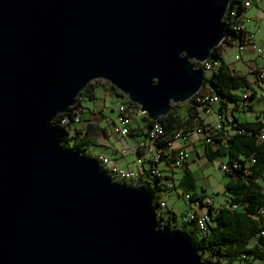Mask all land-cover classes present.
I'll return each instance as SVG.
<instances>
[{
  "label": "water",
  "instance_id": "water-1",
  "mask_svg": "<svg viewBox=\"0 0 264 264\" xmlns=\"http://www.w3.org/2000/svg\"><path fill=\"white\" fill-rule=\"evenodd\" d=\"M231 0H0V264H205L151 184L65 149L54 120L107 80L151 120L205 84ZM261 264H264L261 263Z\"/></svg>",
  "mask_w": 264,
  "mask_h": 264
},
{
  "label": "trees",
  "instance_id": "trees-1",
  "mask_svg": "<svg viewBox=\"0 0 264 264\" xmlns=\"http://www.w3.org/2000/svg\"><path fill=\"white\" fill-rule=\"evenodd\" d=\"M232 9H237V16L241 17V13L245 11V7L242 6V0H231L225 17L228 23V14ZM230 30L232 37L228 35L221 45L213 49L211 55V58L220 63L217 70H213L208 77L205 75V84L209 83L211 92L219 98V116H224L225 110H230L232 113V121L228 124L225 123V127L226 125L230 126L234 133L227 138V142L222 143V139L218 138L216 139V144L206 143L208 159L214 160L225 156L227 158L225 162L232 167L230 172H225L227 181L224 190L227 201L220 206L201 203V205L207 206V211L210 215L207 228L205 230L200 229L195 218H192L187 221L195 223L194 229L191 231L184 229L194 239L199 255L205 264H251L255 262H260L259 264H261L264 262V235H261L264 229V142L258 139V133L263 126V121L258 116L255 121L242 122L235 116L237 110L241 109L243 111L251 107L247 104V100L252 97H243L242 94L235 92L237 90L247 91L251 85L246 77L233 73L228 66L222 63L223 46H234V41L239 38L234 30ZM194 63L200 66L199 62L195 61ZM100 80L91 81L84 91L79 94L78 103L71 107L69 111L76 108L81 109V98L83 96L93 99L95 96L93 93L94 82H99ZM108 84L107 86L111 91L118 96H123L122 92L110 83ZM178 105H173L171 113L160 117L158 120V122L166 126V128L162 129L164 133L158 136V141L171 140L174 132L182 128L191 129L198 127L197 124H192L187 127L177 128L180 123V114L176 113L175 108ZM185 105L190 106L187 110V115L189 116L190 114L192 115L195 107H198L194 98L190 99ZM128 106H134L138 109L136 103H128ZM69 114L71 115V113ZM142 118L146 123V127L154 123L147 115ZM63 119L64 113L58 115L54 120L55 125L58 126V121H63ZM136 133H131L130 135L134 136ZM82 134L80 129H75L73 134H68V137L62 141V145L65 149L79 150L85 156H92L91 153L87 152L86 148L89 141L85 138L80 140V135ZM220 135L222 136V134ZM157 146H164V142L157 143ZM173 157H167L166 154H163L162 160L169 165L173 162ZM252 157H255L256 160L253 164L248 165L247 162ZM93 158L99 160L98 156ZM234 164L237 165L234 166ZM145 175H148L147 171L141 174L138 182L129 185L135 186L143 182L151 184V180L146 178ZM165 178L169 179L167 174L162 177H155L152 180L156 183V188L161 187V185L166 186L163 181ZM178 187L182 189L195 188V182L190 170L185 169L183 178L180 179L175 188ZM153 191L155 193L154 204L156 210L159 206V198L156 196L155 189ZM185 194L187 193L185 192ZM203 198V195H191V199L195 201H202ZM166 214L169 215L166 216ZM177 217L178 214L173 209L167 208L160 216L157 209L156 218L160 226L176 227L177 225L173 221ZM196 231H199L200 236H195Z\"/></svg>",
  "mask_w": 264,
  "mask_h": 264
},
{
  "label": "built area",
  "instance_id": "built-area-1",
  "mask_svg": "<svg viewBox=\"0 0 264 264\" xmlns=\"http://www.w3.org/2000/svg\"><path fill=\"white\" fill-rule=\"evenodd\" d=\"M263 0H242V6L245 9L251 7L254 4L261 3ZM240 16H237V9H232L228 14V21L235 22L236 26V35L239 37L234 41V45L238 46L240 50H245L247 47H252L256 49L261 57V65L257 66L253 75L255 80L258 82V89L261 91L260 96L264 98V46H259L254 43L253 32L247 31L245 28V23ZM230 35V34H228ZM227 35V36H228ZM226 36V37H227ZM232 37V35H230ZM226 40V39H225ZM200 66L204 70H211L213 68H218V61L213 58L207 59L205 62L201 63ZM233 72V70H232ZM234 73V72H233ZM249 94L243 95L247 97ZM194 101L198 105V108H202L207 113L214 112V107L217 106V97L213 92H203L200 91L194 96ZM118 106V116L115 120L113 126V133L119 136L127 137L131 133L139 132V125L136 122V117H144L146 114L144 112H135L131 106H128V101L124 102L119 100L117 102ZM71 113V115L69 114ZM232 121V113L230 110H225V115L223 119H216L215 122H207L198 124L197 128L191 129H181V133L177 138H173L168 141H158V133L162 131L166 126L158 121H154L151 126L145 127L144 134L145 139L137 142L132 149L137 153V162L140 164L139 170L133 168H126L118 165L112 158H109L108 155H98L100 157L101 165L108 170L115 177H122V179L132 181L134 183L138 182L141 174L145 171L148 173L150 179L155 177L165 176V171L169 169H176L184 164L187 158L186 143L191 142L194 137L203 140L205 143L216 144V139L221 138V132L225 129V123H230ZM84 123V117L81 112V109L76 108L71 111L64 112V121H58V126L64 127L68 134H73L75 129H81ZM258 139L264 142V120L263 126L258 133ZM164 146L158 147L157 143H163ZM125 152V150L123 151ZM163 154H166L167 157H173V162L169 165L162 160ZM256 158L252 157L248 160V165L253 164ZM237 164H234L236 166ZM221 169L224 172L228 173L232 170V167L226 162L221 163ZM166 183V189H173L177 186L175 178L171 175ZM185 197L191 199L190 194H185ZM208 204L211 203L210 198H203L202 201H196L195 204ZM203 206V205H202ZM192 208V205L190 206ZM159 216L164 210L167 209L166 201L159 199L158 206ZM160 209V210H159ZM183 215V214H182ZM195 218L200 229L205 230L207 228V223L209 221L210 215L206 209L201 214L192 213L188 208L184 221ZM264 235V229L262 234Z\"/></svg>",
  "mask_w": 264,
  "mask_h": 264
},
{
  "label": "rangeland",
  "instance_id": "rangeland-1",
  "mask_svg": "<svg viewBox=\"0 0 264 264\" xmlns=\"http://www.w3.org/2000/svg\"><path fill=\"white\" fill-rule=\"evenodd\" d=\"M257 10L260 11L259 12L260 14L255 18L253 14ZM248 16L250 20L245 19V18H248ZM245 18H242L241 20L245 21V24H251L253 26L255 33H258L259 35L264 36V0L259 4L252 5L249 8L248 12L246 13ZM235 48H238V46H235L234 49L227 50L226 52L227 58L233 59L236 53ZM218 65H219V62H218ZM213 70H217V68L215 67L211 70H204L206 77H208ZM101 80L99 82H94L95 84H94L93 90H95V93L97 94L96 95L97 99H89L88 97H86L82 102V107H81L82 112L86 114L87 117H89L91 116V111H93V109L96 106H99L103 108L104 114H106L109 117V119H114V118L116 119L118 116V112H119L117 102L119 100L124 101V102L128 101L129 104L133 102H130L127 99V96L124 95L123 92H122L123 96L116 95L107 86L109 85L108 83L110 82L107 80H103V79ZM201 91L203 92L211 91L210 84L209 83L205 84V86L202 88ZM218 100L219 98L217 97V102ZM252 100L253 98H250L249 100H247V102H250ZM258 103L261 106V111L259 112L260 117L264 118V99L258 101ZM185 104L186 103L184 104L179 103V105L175 108L176 111L177 110L182 111V109L184 110V107L186 106ZM132 108H133V111L135 112H139V113L142 112L139 105H138V109H136L134 106H132ZM219 113L220 112L218 111L217 113L218 119H220ZM112 125L110 124L108 126L109 133L111 135L109 142L111 144H115L116 147L119 148L122 145L125 146L126 141H129V142L134 141V138L131 135L127 137H123V136L114 134L111 128ZM201 146L204 147V145H201ZM89 148L91 152L93 153V155H98L102 150L101 146H97L93 144H90ZM126 150L127 152L124 153V155L122 153H118V154L114 152L112 153V151L111 153L113 155H118L120 157V160H118L119 161L118 165L127 166L130 164L131 166H133L134 169L138 170L140 164L137 162V154L134 152L132 153V151H130L129 149H126ZM105 151L107 150H103V152ZM221 161L225 162V159H221ZM219 163L220 161L215 162L214 164H211V162H209L207 159L203 157L200 158L198 162L196 161L190 162L189 168L193 172L192 176L195 182V188H189V189L188 188L182 189L181 187L173 188V189H166L165 185H161V187L156 188L157 187L156 183L152 181V179H150L148 175H145L146 178H149L151 180V188L155 189L156 196H158V198L161 200H165L167 208L173 209L178 214V217L173 221L174 224H176L177 226H180L181 228H185L188 231H191L192 229H194L195 223L183 220V218L186 215L187 209L189 208L191 212L195 214H201L207 209V206H202L199 203L195 204L196 202L195 200L186 198L185 192L192 196L196 194V195H203L205 198H210V201H211L210 204L214 206H220L226 203L227 196L225 195V190H224L225 185L224 184L226 183L227 178L225 176L224 170H222L219 167ZM164 173L165 174L167 173L168 175H170V172L167 170ZM184 173H185V168H182V166L179 167L177 169V172H175V178L182 179ZM115 180L122 182V183L134 184V182L122 179V177H115ZM163 181L167 182L168 179L165 178ZM176 182L178 183L179 180H176ZM191 205H192V208L190 207ZM156 213H157V209H156ZM182 213H183V216H182ZM168 215L169 214H166V216ZM195 236H200L199 231L195 232ZM259 263L260 262H255L251 264H259Z\"/></svg>",
  "mask_w": 264,
  "mask_h": 264
},
{
  "label": "crops",
  "instance_id": "crops-1",
  "mask_svg": "<svg viewBox=\"0 0 264 264\" xmlns=\"http://www.w3.org/2000/svg\"><path fill=\"white\" fill-rule=\"evenodd\" d=\"M259 4V3H258ZM250 8V7H249ZM249 8L245 9V11H243L241 13V18H245L246 13L248 12ZM260 11L257 10L256 12H254V16L255 18L260 14ZM247 17V16H246ZM247 20H250L249 16L248 18H245ZM245 23V21H244ZM245 28L247 31L253 32L255 34L254 36V43H256L259 46H264V36L259 35L258 33L254 32L253 26L251 24H245ZM236 45H234L235 47ZM234 47L229 46V45H224L222 48V63H224L226 66L229 67V69L233 70V72L235 74H239V75H243V77H246V79L248 80V82L250 83V89L249 90H237L235 91L238 94H249V96H251L253 98L252 101L247 102L248 105H250L251 107L248 109H244L243 111L237 110L235 112V116L238 118L239 121L242 122H246V121H255L257 118L256 117H260L259 112L261 111V106L259 105L258 101L264 99L260 96L261 91L258 89V82L255 80L254 75H253V71L257 66L261 65V57L259 55V53L256 51V49L252 48V47H247L245 50H240L239 48H235V56L233 57V59L231 58H227L226 56V52L229 49H234ZM220 64V63H219ZM94 93V98L93 99H97L96 97V93L95 90H93ZM251 94V95H250ZM253 95V96H252ZM86 98V96H83V98H81V104L83 102V100ZM190 108L189 105H186L184 107V110H177L176 113L180 114V123L179 125H177L178 127H187L188 125H192V124H200V123H207V122H215L216 119H218V108L217 106L214 107V112L212 111L211 113H207L205 112V110H203L202 108H198L195 107V110L192 111V115L190 114L187 115V110ZM103 108L96 106L93 111H91V116L87 117L86 114L83 113V117H84V123L81 127V131H82V135H80V140H82L83 138L87 139L89 141V144L86 145L87 148V152L91 153L93 157H96L98 155H108L109 158H112L117 164H119L118 160H120V157L118 155H113L112 153H122L124 155V153L127 152L126 149H129L130 151H132V153H136L132 147L135 146V144L137 142H140L141 140L145 139V135H144V128L146 127V123L144 122L142 117H136V122L138 123L139 127V132L137 131V133L133 136L134 141L133 142H129L126 141V145L125 146H121V147H116L115 144H111L110 141V133H109V128L108 126L111 124H113L111 126L112 130H113V126L115 123V118L114 119H109V117L104 114L103 112ZM175 113V114H176ZM224 116H220V119H223ZM260 119L263 121L264 118L260 117ZM195 128V127H194ZM233 129L229 126L226 125L225 129L222 130L221 134V139H222V143H226L227 142V138L232 135ZM127 139V138H126ZM93 144V145H97V146H101L102 150L98 155H93V153L91 152L89 145ZM201 145H204V147H202ZM103 150H107L105 152H103ZM125 150V152H123ZM186 150H187V158L184 162L182 166V168L188 169L189 168V163L190 162H198L200 158H205L207 159L209 162H211V164H214L215 162L220 161L219 163V167L221 165V163H223L221 161V159H225L226 161V157L222 156L219 157L217 159L211 160L208 159L207 155H206V143L203 142V140L198 139L197 137H194L191 142L186 143ZM110 151V152H109ZM112 151V153H111ZM137 154V153H136ZM112 156V157H111ZM100 159V157H98ZM127 165V164H125ZM122 166V165H121ZM180 166V167H181ZM122 167H126V168H133V166H131L130 164L127 166H122ZM140 168V166H139ZM138 168V170H139ZM179 168V167H178ZM175 170H167L170 172V175L167 176L170 177L171 175L175 178V172H177V169ZM134 169V168H133ZM191 171V170H190ZM193 172L191 171V174ZM193 175V174H192ZM176 179V178H175ZM179 180L180 182V178L176 179ZM178 182V183H179ZM226 185V183L224 184ZM179 188V187H178ZM183 214V213H182Z\"/></svg>",
  "mask_w": 264,
  "mask_h": 264
},
{
  "label": "bare ground",
  "instance_id": "bare-ground-1",
  "mask_svg": "<svg viewBox=\"0 0 264 264\" xmlns=\"http://www.w3.org/2000/svg\"><path fill=\"white\" fill-rule=\"evenodd\" d=\"M228 23V22H227ZM229 34H231V30L230 29H232V30H234L235 32H236V26H237V24L235 23V22H230L229 21ZM211 58V57H210ZM61 114H63V113H61ZM61 114H59V115H61ZM58 117V116H57ZM63 121H64V119H63ZM197 129H198V127H196ZM164 133V131L162 130L161 132H159L158 133V136H160V135H162ZM181 133V130H177V131H175L174 132V134H173V136H172V139L173 138H177V136L179 135ZM171 137V136H170ZM165 138H167V137H165ZM168 140V139H167ZM99 161H100V159H99Z\"/></svg>",
  "mask_w": 264,
  "mask_h": 264
}]
</instances>
